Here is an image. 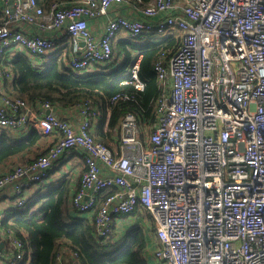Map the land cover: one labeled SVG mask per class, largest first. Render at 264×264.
<instances>
[{"label": "built area", "instance_id": "2783aa9c", "mask_svg": "<svg viewBox=\"0 0 264 264\" xmlns=\"http://www.w3.org/2000/svg\"><path fill=\"white\" fill-rule=\"evenodd\" d=\"M0 1V60L12 49L40 70L63 59L72 71L101 72L122 34L180 33L178 47L153 65L161 89L155 122L126 114L113 146L94 138L99 110L90 100L62 119L49 101L0 90V136L35 129L53 139L44 154L0 172V264L31 262L4 219L25 209L74 150L83 151L85 171L71 206L95 213L102 238L141 211L154 222L159 264H264V0H152L113 17L128 0L56 1L47 10L38 0ZM99 16L107 20L97 36L89 20ZM140 61L130 62L125 82L142 90ZM13 77L0 65V83Z\"/></svg>", "mask_w": 264, "mask_h": 264}, {"label": "trees", "instance_id": "16d2710c", "mask_svg": "<svg viewBox=\"0 0 264 264\" xmlns=\"http://www.w3.org/2000/svg\"><path fill=\"white\" fill-rule=\"evenodd\" d=\"M56 1L74 2L77 0H38L48 9ZM140 8L149 6L152 0H128ZM4 19L0 7V22ZM180 33L163 36L158 33L145 34L137 38L117 39L113 42L115 50L125 53L121 62H108L103 71L85 74L72 71L65 60H53L46 69L35 68L24 55L10 56L8 53L0 60V65L13 72L12 80L4 79V91L12 97L25 99L35 104L44 100L58 109H69L83 100H90L99 110L103 126L94 138L113 146L120 139L119 126L128 113H134L143 122H155L156 102L160 95V84L153 65L163 51H174L179 45ZM141 55L139 77L142 90L133 83H126L130 62ZM107 124V130L104 125ZM17 134V135H15ZM6 129L0 136V165L20 155H34L37 143L43 138L35 129H30L23 137H16ZM81 181V180H80ZM45 185V184H44ZM41 185L40 189L44 186ZM80 184L70 178L61 179L38 191L34 199L23 210L7 213L3 225L22 241L24 250L30 251L29 264H73L69 250L78 254L82 264H149L146 253L153 249V228L139 223L144 212L137 211L118 219L125 223L124 231L113 233L110 238H102L96 232L95 213L78 216L72 213L71 199ZM111 191L98 195L99 204ZM42 193V194H41ZM130 219V220H128ZM134 222V223H133ZM149 230H152L150 235Z\"/></svg>", "mask_w": 264, "mask_h": 264}, {"label": "crops", "instance_id": "0c3cea01", "mask_svg": "<svg viewBox=\"0 0 264 264\" xmlns=\"http://www.w3.org/2000/svg\"><path fill=\"white\" fill-rule=\"evenodd\" d=\"M130 6H132L130 3L123 5L118 12H115L114 10L111 11L109 16L113 17V16H116L117 14H123V15L125 14L126 15V14L130 13V11H131ZM0 7H1V10H3L4 5L1 1H0ZM106 20H107V16H99L97 18H93V19L89 20V27H90V30L92 31V33L94 35L99 36L104 32ZM24 26L27 28V30L29 32H31V33L36 32V29H34L33 27L27 26V25H24ZM121 38H126V37L124 34H122ZM7 52L10 56H13L12 49H9V51H7ZM0 90L1 91L4 90L3 83H0ZM0 96H1V93H0ZM65 110L66 109H58V112H57V114L62 119L69 117V115L67 114V111H65ZM99 119H100V117H98V119L95 121L94 127L92 129V133L95 134V136L97 135L98 131L102 130V127H103L101 125ZM104 130H107V124L104 125ZM119 131H120V128H119ZM28 132H29L28 130H20L18 133V136H16V137L26 136L28 134ZM15 135H17V134H15ZM52 142H53V139L51 137H43L39 141V143H37V146L35 148L37 150H42L41 154H44L47 151L48 147L52 144ZM115 144H117V143H114V145ZM34 158H35V156H33V155L25 154V155H20L19 157L10 159L7 162H5L4 164L0 165V172L7 171L12 166V163H14V162L29 161V160H32ZM84 171H85V161H84L83 151H80V150L72 151L69 155L64 157L60 162H58L55 165V167H54V169L50 175V178L47 180L48 182L44 183L45 185L43 184L44 186L41 188V189H43L42 193H44V191H46V187L48 185H50L52 183L57 184L58 182H60L61 179H64V178H70L74 183L80 184V180H81V177H82ZM51 176H52V178H51ZM41 189L39 188L38 190L40 191ZM69 208H70V210H72V213H75L78 216H85V215H79L78 213H76L73 210L72 206L70 207V205H69ZM125 228H126V225L123 222L117 223L115 226V229L116 230L118 229V231H124ZM151 257L153 258V256L151 255V249H149L148 252L146 253V259L148 262L150 261Z\"/></svg>", "mask_w": 264, "mask_h": 264}, {"label": "rangeland", "instance_id": "374dc122", "mask_svg": "<svg viewBox=\"0 0 264 264\" xmlns=\"http://www.w3.org/2000/svg\"><path fill=\"white\" fill-rule=\"evenodd\" d=\"M119 39H121V38H119ZM125 39H127V38H125ZM128 40L129 41H131L132 39H130V38H128ZM115 48H116V46H114V55H113V62H111V64L112 63H114L115 61H118V63H120L121 62V60H122V58L124 57V54L125 53H121V54H119L116 50H115ZM109 66V64L108 63H105V64H103L102 66ZM128 70V69H127ZM42 153V150H37L36 152H35V154L33 155V156H35V157H38L40 154ZM25 161H19V162H14V163H24ZM14 163H12V165L14 164ZM11 166V165H10ZM51 178H52V176H51ZM46 182H48V181H46ZM143 214H145L144 216H143V218H141L140 219V222L139 223H141L144 227H145V229H148V227H151V228H153V223H152V220H151V218H150V216L148 215V213H146V212H144ZM128 220H130V219H128ZM134 223V222H133ZM154 232V231H153ZM152 232V230H149V233H150V235L153 233ZM153 236H154V234H153ZM149 264H159L156 260H154L152 257L150 258V261L148 262Z\"/></svg>", "mask_w": 264, "mask_h": 264}, {"label": "water", "instance_id": "95a60500", "mask_svg": "<svg viewBox=\"0 0 264 264\" xmlns=\"http://www.w3.org/2000/svg\"><path fill=\"white\" fill-rule=\"evenodd\" d=\"M221 93H222V87L220 86V95H221ZM100 237H102L101 235H100ZM3 247V243H0V249Z\"/></svg>", "mask_w": 264, "mask_h": 264}]
</instances>
